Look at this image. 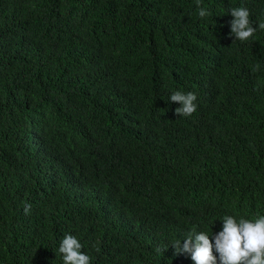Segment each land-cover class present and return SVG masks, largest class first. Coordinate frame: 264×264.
Segmentation results:
<instances>
[{
  "label": "trees",
  "instance_id": "16d2710c",
  "mask_svg": "<svg viewBox=\"0 0 264 264\" xmlns=\"http://www.w3.org/2000/svg\"><path fill=\"white\" fill-rule=\"evenodd\" d=\"M259 23L264 0H0V264H64L68 234L90 264H194L193 229L264 215Z\"/></svg>",
  "mask_w": 264,
  "mask_h": 264
},
{
  "label": "clouds",
  "instance_id": "9594fccd",
  "mask_svg": "<svg viewBox=\"0 0 264 264\" xmlns=\"http://www.w3.org/2000/svg\"><path fill=\"white\" fill-rule=\"evenodd\" d=\"M201 0H197L200 5ZM234 18L230 22L231 33L235 40L247 41L257 31L252 26L250 11L246 7H238L230 10ZM209 13L200 8L199 16L206 17ZM259 29H264V23H259ZM170 101L179 103L181 106L175 109L179 116H191L197 110V96L193 92L187 94L180 91L172 93ZM31 205H24V212L28 214ZM222 230L215 234L214 244L210 236L205 232H196L195 229L184 239L173 244L176 254L190 253L194 264H217V257L213 254V248L219 254L220 264H264V215L258 216L255 220L234 216L223 218ZM82 244L71 234L66 235L59 246L64 264H90V257L82 251ZM166 249V248H163ZM163 254L162 249H157Z\"/></svg>",
  "mask_w": 264,
  "mask_h": 264
}]
</instances>
